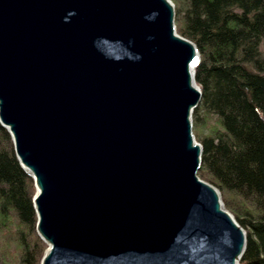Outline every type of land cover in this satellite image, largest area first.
Returning <instances> with one entry per match:
<instances>
[{
    "label": "water",
    "instance_id": "1",
    "mask_svg": "<svg viewBox=\"0 0 264 264\" xmlns=\"http://www.w3.org/2000/svg\"><path fill=\"white\" fill-rule=\"evenodd\" d=\"M200 61L173 0H0V124L40 264H241L247 230L198 174Z\"/></svg>",
    "mask_w": 264,
    "mask_h": 264
},
{
    "label": "trees",
    "instance_id": "2",
    "mask_svg": "<svg viewBox=\"0 0 264 264\" xmlns=\"http://www.w3.org/2000/svg\"><path fill=\"white\" fill-rule=\"evenodd\" d=\"M177 30L193 40L203 98L194 132L203 145L198 174L220 189L247 230L241 264H264V0H173ZM206 116L201 121L200 115ZM207 118H214L207 124ZM35 184L0 124V264H40Z\"/></svg>",
    "mask_w": 264,
    "mask_h": 264
},
{
    "label": "rangeland",
    "instance_id": "3",
    "mask_svg": "<svg viewBox=\"0 0 264 264\" xmlns=\"http://www.w3.org/2000/svg\"><path fill=\"white\" fill-rule=\"evenodd\" d=\"M176 18H177V15H176ZM176 24H177V19H176ZM202 102V101H201ZM201 104V103H200ZM200 106V105H199ZM198 106V107H199ZM205 116H206V113L205 112H203L202 111V113H201V115H200V118H201V121H203L204 120V118H205ZM207 120H208V122H206L205 121V131H207L208 130V128H206V125L207 124H213L214 122H215V119L214 118H207ZM195 133V132H194ZM195 136H196V134H195ZM223 196V195H222ZM224 201V200H223Z\"/></svg>",
    "mask_w": 264,
    "mask_h": 264
},
{
    "label": "bare ground",
    "instance_id": "4",
    "mask_svg": "<svg viewBox=\"0 0 264 264\" xmlns=\"http://www.w3.org/2000/svg\"><path fill=\"white\" fill-rule=\"evenodd\" d=\"M188 38V37H187Z\"/></svg>",
    "mask_w": 264,
    "mask_h": 264
}]
</instances>
